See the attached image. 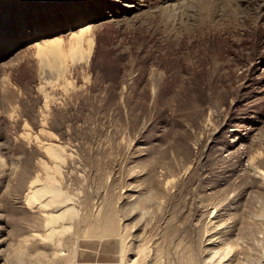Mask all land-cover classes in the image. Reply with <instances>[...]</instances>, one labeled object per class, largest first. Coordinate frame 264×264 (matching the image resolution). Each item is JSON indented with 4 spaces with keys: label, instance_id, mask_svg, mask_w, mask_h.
<instances>
[{
    "label": "rangeland",
    "instance_id": "obj_1",
    "mask_svg": "<svg viewBox=\"0 0 264 264\" xmlns=\"http://www.w3.org/2000/svg\"><path fill=\"white\" fill-rule=\"evenodd\" d=\"M83 263L264 264V0H0V264Z\"/></svg>",
    "mask_w": 264,
    "mask_h": 264
},
{
    "label": "bare ground",
    "instance_id": "obj_2",
    "mask_svg": "<svg viewBox=\"0 0 264 264\" xmlns=\"http://www.w3.org/2000/svg\"><path fill=\"white\" fill-rule=\"evenodd\" d=\"M88 30L89 28H84L74 34L71 37L68 50H65L61 41H58L57 39L48 40L40 44L38 46L39 56L43 62L45 72L48 74L52 72L55 73L54 75L61 77L68 72L71 65L76 64L80 60L88 59L91 56L94 47L93 38L86 35ZM45 149L51 157L61 159V155L57 147L49 144L45 147ZM49 179L50 181L44 185L38 184V182H33L31 184L28 201L29 203H33L31 204L32 206H35L34 204L37 203L40 205L39 207L43 209L51 208L54 210V214L50 213L51 215H44L47 219L45 225L47 231L49 232H47L48 235L53 233L58 235L59 232L56 231L55 226H57L58 221L65 216V213H71V207L67 196L64 195L57 186H55L56 182L54 183L53 179Z\"/></svg>",
    "mask_w": 264,
    "mask_h": 264
},
{
    "label": "built area",
    "instance_id": "obj_3",
    "mask_svg": "<svg viewBox=\"0 0 264 264\" xmlns=\"http://www.w3.org/2000/svg\"><path fill=\"white\" fill-rule=\"evenodd\" d=\"M83 264H91V263H83Z\"/></svg>",
    "mask_w": 264,
    "mask_h": 264
}]
</instances>
